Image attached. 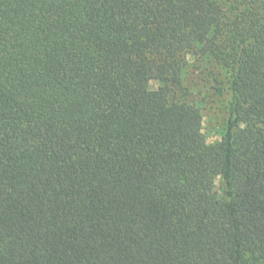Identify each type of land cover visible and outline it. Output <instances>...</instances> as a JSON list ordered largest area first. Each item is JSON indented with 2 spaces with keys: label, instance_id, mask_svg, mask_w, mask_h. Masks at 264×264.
I'll return each mask as SVG.
<instances>
[{
  "label": "trees",
  "instance_id": "obj_1",
  "mask_svg": "<svg viewBox=\"0 0 264 264\" xmlns=\"http://www.w3.org/2000/svg\"><path fill=\"white\" fill-rule=\"evenodd\" d=\"M237 4L0 0V264H264V0ZM198 49L232 75L214 144L176 97Z\"/></svg>",
  "mask_w": 264,
  "mask_h": 264
},
{
  "label": "rangeland",
  "instance_id": "obj_2",
  "mask_svg": "<svg viewBox=\"0 0 264 264\" xmlns=\"http://www.w3.org/2000/svg\"><path fill=\"white\" fill-rule=\"evenodd\" d=\"M217 1L226 9L237 11V0ZM186 59L182 88L177 91L176 97L199 106L207 142L218 143L224 136L229 117V105L232 98L231 71L207 58L200 49L188 54ZM148 85L153 89L163 87V84L155 79L148 81ZM223 187L224 181L218 177L216 189L220 194L223 192Z\"/></svg>",
  "mask_w": 264,
  "mask_h": 264
}]
</instances>
